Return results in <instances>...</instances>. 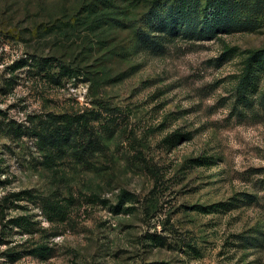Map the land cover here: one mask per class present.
I'll list each match as a JSON object with an SVG mask.
<instances>
[{
  "label": "rangeland",
  "instance_id": "obj_1",
  "mask_svg": "<svg viewBox=\"0 0 264 264\" xmlns=\"http://www.w3.org/2000/svg\"><path fill=\"white\" fill-rule=\"evenodd\" d=\"M109 1L0 0V264H264V58L243 78L264 0H237L245 29L158 51L143 15L177 0ZM66 117L82 157L38 135ZM55 196L74 199L64 223L39 203Z\"/></svg>",
  "mask_w": 264,
  "mask_h": 264
},
{
  "label": "trees",
  "instance_id": "obj_2",
  "mask_svg": "<svg viewBox=\"0 0 264 264\" xmlns=\"http://www.w3.org/2000/svg\"><path fill=\"white\" fill-rule=\"evenodd\" d=\"M100 1L104 5L106 4V6H109V3L111 2L109 0ZM164 2H168V0H165ZM162 3H155V5L149 9L145 15H143V18L146 20L149 27L154 29L153 33H159L152 34L143 32L141 35L144 47L150 51H158L163 49L165 43L172 41L175 37H182L189 40H203L205 38L213 37L221 31L231 32L234 30L237 31L239 29H245V25L247 24V21L243 22L240 18L244 15V12L243 10H239V7L242 9V4L237 0H177L169 7H165ZM263 58L264 53L260 54L259 52H256L249 59V70H246V74L243 77L245 78V84L249 85L250 80L254 78L252 66L259 64ZM24 63L26 65L35 67L39 71H46V69H50L51 72V69L55 66L59 67L60 73H62L61 76H71L74 74L73 69L65 66L61 62H58L55 58L49 59L42 57H31L28 60H25ZM54 82L56 81L54 80ZM56 83L59 82L57 81ZM64 122L65 125L63 126H60L59 124L53 126L55 130L50 136L46 135L43 129L42 132L38 134L39 137L42 139H48L50 137L51 146L57 151H64V148L67 145H71L70 147L74 148L75 156L82 157L87 153L88 149H90V144H72V141L74 140L73 125L76 120L66 117ZM30 193L31 192H27V194ZM18 197L20 198V194ZM128 197H130L129 194L124 192L123 198ZM39 199L41 201L39 203L41 205L42 211L49 222L52 224L64 223L69 219L74 205V199L72 197L61 198L59 196H55L54 198L40 197ZM90 199H92V203L104 202L96 195H92ZM7 203H9V201H7ZM121 207L122 205L116 207L115 212L119 213L123 211L121 210ZM124 210L127 211L129 208ZM201 210L208 211L207 208L203 207H201ZM18 220L21 222L22 219L20 218ZM20 222H17L16 224L25 227V230L28 233L34 234L37 232V230L33 228L35 223H33L31 220L24 219L23 222ZM149 238L157 245H164L165 239L161 236L151 235ZM50 250L51 249L48 246L43 245L35 248L32 253H37L44 256ZM151 264L164 263L154 262Z\"/></svg>",
  "mask_w": 264,
  "mask_h": 264
}]
</instances>
